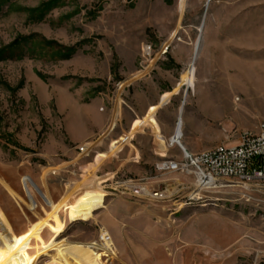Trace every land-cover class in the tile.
<instances>
[{
  "label": "rangeland",
  "instance_id": "374dc122",
  "mask_svg": "<svg viewBox=\"0 0 264 264\" xmlns=\"http://www.w3.org/2000/svg\"><path fill=\"white\" fill-rule=\"evenodd\" d=\"M144 77L135 101L129 85ZM143 101L156 103L136 116ZM101 114L103 131L69 141L67 126ZM180 116L194 153L235 145L264 119V0H0V179L18 196L0 183V215L33 264L48 259L36 238L51 236L39 219L53 211L58 240L109 233L118 258L105 264H264V187L189 200L190 176L155 170L179 154L168 141ZM138 184L169 197H133ZM89 189L104 206L69 222L66 205Z\"/></svg>",
  "mask_w": 264,
  "mask_h": 264
},
{
  "label": "built area",
  "instance_id": "2783aa9c",
  "mask_svg": "<svg viewBox=\"0 0 264 264\" xmlns=\"http://www.w3.org/2000/svg\"><path fill=\"white\" fill-rule=\"evenodd\" d=\"M167 47L162 50L165 53ZM142 52L150 56L152 47L142 45ZM168 141V146L175 147L178 156H161L155 162L158 173L177 171L190 176L194 180V192L188 199L198 198L199 191L211 190L226 183L241 185H257L264 187V119L256 130L242 133L240 141L235 145L222 144L201 152L189 151L181 138ZM87 143L78 146L80 153L87 154ZM131 195L141 200L162 201L168 198L166 190H153L145 185H133Z\"/></svg>",
  "mask_w": 264,
  "mask_h": 264
},
{
  "label": "bare ground",
  "instance_id": "6f19581e",
  "mask_svg": "<svg viewBox=\"0 0 264 264\" xmlns=\"http://www.w3.org/2000/svg\"><path fill=\"white\" fill-rule=\"evenodd\" d=\"M185 0H179V7H184ZM88 110V109H87ZM94 112V111H93ZM110 124L109 129L113 126ZM182 118H178L172 141L179 140L182 136L181 132ZM88 145V144H87ZM88 147V146H86ZM0 183L6 192L14 199L18 200V196L10 189V187L0 179ZM105 194L94 190L82 191L78 200L74 203L66 205V218L69 222L76 220H88L93 217L95 210L104 206ZM2 214V213H1ZM47 218H40L41 226L50 233V237L44 240L37 236L36 240L42 253L48 255L45 264H105L103 256L118 258L117 248L110 237L109 233L101 228V239L92 242L68 241L60 239L64 230L61 219L55 211ZM6 222L0 215V264H33L29 250L15 237L8 233Z\"/></svg>",
  "mask_w": 264,
  "mask_h": 264
},
{
  "label": "crops",
  "instance_id": "0c3cea01",
  "mask_svg": "<svg viewBox=\"0 0 264 264\" xmlns=\"http://www.w3.org/2000/svg\"><path fill=\"white\" fill-rule=\"evenodd\" d=\"M141 80L142 81H137V79H135L129 85L131 87V91L133 93V98L135 99V101L139 100V95L142 92L140 84H149V82L152 79L150 77H144ZM139 103H138V106H139ZM149 103H151V104H149ZM149 103H147L146 101H143L140 105L141 108H138L137 111L135 109L136 116H139V115L144 116L146 111H147L146 105H149V106L154 105L156 102L154 101V102H149ZM149 106H147V107H149ZM99 118H100V121L94 127H87L83 123L82 120L78 121L79 126H74V125L67 126L66 132H67L69 141L72 142L73 144L82 143L85 140H88L89 138H91L96 132L98 133V132L103 131V129H104L103 121L105 120L106 115L101 114Z\"/></svg>",
  "mask_w": 264,
  "mask_h": 264
}]
</instances>
